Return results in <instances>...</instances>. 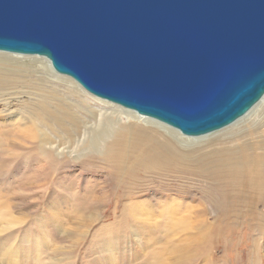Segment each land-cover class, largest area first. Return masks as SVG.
Masks as SVG:
<instances>
[{
	"label": "water",
	"instance_id": "95a60500",
	"mask_svg": "<svg viewBox=\"0 0 264 264\" xmlns=\"http://www.w3.org/2000/svg\"><path fill=\"white\" fill-rule=\"evenodd\" d=\"M0 52L202 137L264 95V0H0Z\"/></svg>",
	"mask_w": 264,
	"mask_h": 264
},
{
	"label": "bare ground",
	"instance_id": "6f19581e",
	"mask_svg": "<svg viewBox=\"0 0 264 264\" xmlns=\"http://www.w3.org/2000/svg\"><path fill=\"white\" fill-rule=\"evenodd\" d=\"M30 57L0 52V134L19 135L29 151L42 158L76 163L88 154L100 161L104 173L116 185L113 210L118 213L109 229L128 225L134 235L156 237L161 225H182L180 230L188 233L185 240L195 242L198 250L190 254L193 251L169 246L165 250L172 256L169 264H195L191 260L200 254L204 241L208 246L212 242L207 210H217L212 220L218 225L231 222L232 217L238 222L244 218V210L239 209L250 210L253 203L264 210V95L220 133L192 138L126 109L113 111L111 107L107 112L104 106L111 103L99 98L91 96L94 105H88L74 94L75 87L54 89L46 78L35 76V67L28 72L21 60ZM42 62L52 70L48 61L42 58ZM61 80L68 83L71 79ZM14 101L18 109L12 113L8 109ZM95 101L104 106L97 107ZM106 117L120 125L97 129ZM131 120L133 124L129 123ZM168 178L201 181L206 184L202 189L207 194L214 187L221 204L218 208L204 205L206 201L195 205L182 196L188 194L185 187L169 194L168 184H164ZM152 179L158 183L149 184ZM255 221L264 224V211L255 213ZM19 222L12 225L18 226ZM220 233L221 228L217 227L216 236ZM260 245L264 250V241H252L249 264H259L264 259V255L260 258L254 253ZM144 246L142 264H164L159 251H148L151 243Z\"/></svg>",
	"mask_w": 264,
	"mask_h": 264
},
{
	"label": "rangeland",
	"instance_id": "374dc122",
	"mask_svg": "<svg viewBox=\"0 0 264 264\" xmlns=\"http://www.w3.org/2000/svg\"><path fill=\"white\" fill-rule=\"evenodd\" d=\"M21 62L29 68L28 72L35 67L32 71L34 74L37 72L35 76L46 78L54 89L72 90L75 87L76 96L86 104L94 105L91 100L93 96L78 87L72 79L50 70L42 64V58L31 56ZM16 103L14 101L9 105L10 112L17 111ZM101 104L95 101L97 107L104 106ZM104 107L107 112L111 107L113 111L123 109L114 104ZM0 108L3 107L0 105ZM110 119L103 118L97 129L106 125L113 128L120 125ZM133 122L131 120L129 123ZM17 136L12 133L0 134V264H142L144 245L149 243L148 251H159L161 261L169 264L173 262L172 256L165 251L169 246L193 251L190 254L198 250L195 242L185 240L188 233L180 230L182 225H166L167 229L161 225L156 237L134 235L128 230V225L118 230L109 229L118 213L113 210L116 185L104 173L101 168L103 164L91 159L88 154L76 163L67 159L55 161L52 157L42 158L37 152L29 151L28 145ZM150 183L156 185L158 180L152 179ZM164 184H168L169 194L172 195V190L176 192L179 187H185L188 194L182 196L195 205L206 201L204 205L217 207L222 201L214 187L207 194L202 189L206 184L198 180L190 182L187 179L168 178ZM249 208L239 209L244 210V218L240 217L238 222H234L235 217H232L231 222L222 225L213 223L217 210H207V226L211 228L212 242L208 246L204 238L200 254L193 256L191 263L195 260V264H249L252 241L256 240L258 244L264 241V224L253 223L255 213H262L263 207L253 203ZM14 221H20L19 225L13 226ZM217 227L221 228L219 237L216 236ZM257 250L254 252L256 256L263 258V246L260 245ZM259 264H264V259Z\"/></svg>",
	"mask_w": 264,
	"mask_h": 264
}]
</instances>
